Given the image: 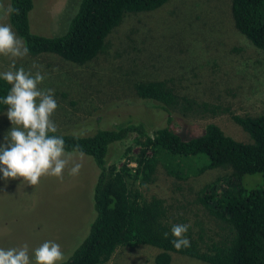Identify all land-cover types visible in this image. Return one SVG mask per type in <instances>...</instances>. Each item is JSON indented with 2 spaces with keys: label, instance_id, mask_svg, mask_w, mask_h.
Returning <instances> with one entry per match:
<instances>
[{
  "label": "rangeland",
  "instance_id": "obj_1",
  "mask_svg": "<svg viewBox=\"0 0 264 264\" xmlns=\"http://www.w3.org/2000/svg\"><path fill=\"white\" fill-rule=\"evenodd\" d=\"M33 1L30 31L54 37L65 33L68 16L80 0ZM0 5L7 7L10 0H0ZM0 23L10 24L2 10ZM11 63V58L0 56V72L10 70ZM21 66L41 71L45 79L39 87L54 89L58 108L51 119L63 134L88 136L126 123H141L152 134L167 126L163 111L137 97L136 82L165 81L179 96L219 108L215 116L173 114L168 126L184 140L215 124L225 135L248 143L247 134L230 114L264 113V51L235 29L231 0H168L155 11L127 15L107 37L105 49L85 65L53 54H28L16 60V67ZM6 111L0 114V143L12 127ZM129 145L130 139L112 145L107 164H122ZM76 163L81 168L72 175ZM230 173V169L217 168L177 180L158 166L154 181L141 191L146 198L154 196L165 202L172 225L190 224L188 233L200 237L201 249L206 251L228 235V229L199 202L198 194L205 185ZM98 174L89 157L75 153H71L62 178L43 176L37 185H29L22 178L4 179L0 174V248L27 244L35 264L34 250L51 240L64 253L65 259L57 264L67 261L96 217L93 189ZM240 184L249 190L260 188L263 181L260 174H253L243 176ZM158 252L150 246L118 248L106 264H154ZM171 264L207 263L172 255Z\"/></svg>",
  "mask_w": 264,
  "mask_h": 264
},
{
  "label": "trees",
  "instance_id": "obj_2",
  "mask_svg": "<svg viewBox=\"0 0 264 264\" xmlns=\"http://www.w3.org/2000/svg\"><path fill=\"white\" fill-rule=\"evenodd\" d=\"M33 2L10 0L19 14L8 16L29 49L28 54H53L82 66L105 49L107 37L127 15L155 11L168 0H80L68 16L65 33L54 37L30 31ZM231 16L235 29L264 51V0H231ZM10 87L0 79V114L7 110L2 101ZM133 88L139 99L167 115V126L152 134L141 123L100 129L88 136L54 133L63 137L67 153L82 151L99 169L93 189L96 217L79 247L60 264H106L118 248L138 246L159 250L154 264H171L172 255L207 264H264V113L230 114L247 134L248 143L225 135L215 124L206 125L201 135L184 140L168 126L173 114L215 116L219 108L179 96L165 81L136 82ZM129 139V148L123 154L125 161L108 165L110 147ZM76 146L80 151H73ZM133 148L137 149L134 153ZM158 166L177 180L197 177L207 170L230 169L228 176L205 185L198 194L199 202L227 226L228 235L202 251L201 238L187 232L191 246L176 250L165 202L154 196L146 198L141 191V187L154 181ZM253 174L261 175L263 185L243 188L241 178Z\"/></svg>",
  "mask_w": 264,
  "mask_h": 264
},
{
  "label": "clouds",
  "instance_id": "obj_3",
  "mask_svg": "<svg viewBox=\"0 0 264 264\" xmlns=\"http://www.w3.org/2000/svg\"><path fill=\"white\" fill-rule=\"evenodd\" d=\"M4 16L19 14L11 5H0ZM24 40L18 37L8 23H0V56L12 60L10 70L0 72V79L10 90L3 98L7 106L6 116L12 127L0 143V174L4 179L22 178L29 185H37L43 176L62 178L69 165L71 153L65 151L62 136L54 135L57 126L51 116L58 108L54 89H42L39 85L45 76L41 71L17 68L16 60L28 55ZM33 68H39L33 64ZM73 151H80L76 146ZM83 156V152L80 151ZM81 164L71 167L72 175L79 174ZM190 224H174L171 227V241L176 250L190 247L187 232ZM168 233H165L167 237ZM35 264H57L65 259L61 246L54 241H45L34 250ZM0 264H33L27 244L20 247L0 248Z\"/></svg>",
  "mask_w": 264,
  "mask_h": 264
}]
</instances>
